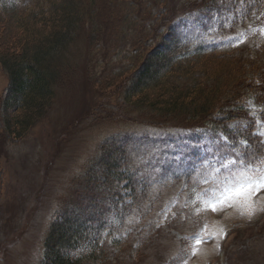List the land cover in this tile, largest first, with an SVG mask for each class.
Returning <instances> with one entry per match:
<instances>
[{
    "label": "rangeland",
    "instance_id": "rangeland-1",
    "mask_svg": "<svg viewBox=\"0 0 264 264\" xmlns=\"http://www.w3.org/2000/svg\"><path fill=\"white\" fill-rule=\"evenodd\" d=\"M133 1L94 0L86 22L95 28L87 26L70 47L62 68L68 74L56 85L46 114L22 137L13 136L14 141L0 131V264H41L53 227L64 229L67 235L70 226L79 228L87 236L81 243L92 238L98 212L90 199L101 196L108 184L87 179L100 171L97 162L105 153L118 159L116 147L120 149L125 138L130 141L131 160H120L119 169L133 170L137 178L147 179L149 188L137 204L153 205L143 221L140 211H134L125 226H137L135 232L143 228L144 233V227L152 226L155 233L139 243L135 260L120 264H168L183 251L187 256L182 263L169 264H264V188L258 192L246 188L250 178L264 176L260 105L252 97L246 99L254 122L245 116L229 121L233 128L251 127L257 135L256 145L261 144L260 152L254 147L244 151L247 141L236 145L210 126L185 128L147 121V113L134 105L139 94L130 95L139 77L134 81L129 75V59L115 48L119 41L125 42L120 40L121 19ZM138 1L143 7L144 2ZM201 3L163 0L158 4L156 16L164 29L162 33L152 31L160 37L146 49L156 51L171 42H162L169 28L161 22L173 20L176 39L182 36L188 49L204 42L221 53L264 57V1L256 2L262 5L260 10L247 15L244 2L231 9L212 12L213 8L204 15L197 6ZM146 8L142 14L148 15L150 7ZM99 27L104 37L91 45L90 37ZM6 30V26L0 28V37L12 33ZM17 34L9 40L14 43ZM158 58L149 61L152 71L160 70L153 65ZM217 63L211 70L224 66ZM8 83L0 65V104ZM123 179L118 176L119 186ZM70 209L77 214L69 222ZM110 232L104 230L112 236ZM136 239L131 238L129 245L136 244ZM79 247H66L63 252L73 254Z\"/></svg>",
    "mask_w": 264,
    "mask_h": 264
},
{
    "label": "trees",
    "instance_id": "trees-1",
    "mask_svg": "<svg viewBox=\"0 0 264 264\" xmlns=\"http://www.w3.org/2000/svg\"><path fill=\"white\" fill-rule=\"evenodd\" d=\"M93 1L0 0V28L6 26V31L12 32L0 37V65L9 79L6 94L0 104V131L5 133L6 139L14 141L22 137L52 105L56 85L68 74V70H62L65 68L64 58L69 54L72 44L79 39L82 30L87 26L94 27L86 22ZM142 1L143 7L139 6L138 0L126 6L127 11L123 12L125 15L119 30L122 32L120 40L125 42L119 41L115 45L119 55L129 59V75L134 81L139 77L130 91L131 96L139 94L134 103L136 108L147 113L145 117L150 123H176L185 128L210 126L224 132L236 145L242 139L247 141V145L242 147L244 151L247 147L248 150L254 147L260 152L258 146L261 144L256 145L257 135L252 128H233L229 126V121L244 116L251 120L250 109L246 104L249 97L260 105V115L264 117V57L252 54L242 58L229 52L221 53L213 44L204 42L188 49L182 36L176 39L177 23L173 20L168 24L166 21L161 22L163 27L167 25L166 28H169V35H165L162 42L167 43V39H171V42L168 41V44L163 45L164 48L156 51L151 50L152 47L146 49L155 38L160 37L155 36L153 30L158 29L162 33L164 29H161L156 16L159 12L157 6L163 0ZM192 1L203 2L197 5L203 15L213 8L212 12L224 7L231 9V5L244 2L243 12L247 15L253 9L260 10L262 5L259 3L264 0ZM145 7H150L149 16L142 14ZM190 12L184 14L189 15L187 13ZM141 20H145V25ZM97 30L90 37L91 45H97L94 42L100 36L104 37L102 29L99 27ZM17 31H20L19 36ZM14 33L18 37H15L17 39L13 43L9 38ZM127 37L129 41L125 40ZM136 40L140 42L138 45ZM140 46L146 50L141 51ZM154 56L159 57L153 63L154 66H160L159 71H152L149 65ZM216 62L224 66H220V70H211ZM173 116L178 117L176 121L170 120ZM119 147H116L118 159L112 153H105L106 156L102 155L101 161L97 162L101 166L99 173L94 172L87 179L108 184L101 196H92L90 199L93 201V209L97 208L95 212H98L93 220L96 225L94 235L88 242L81 243V239H87V236L79 228L70 226L67 235L64 229L53 227L45 242L46 251L41 264L128 263L130 259H136L134 253L139 243H145L155 233L152 226H143L145 233L143 228L135 232L137 226L133 225H129L131 229H126V220L134 211H140V220L143 221L150 213L147 209L152 210L153 205L145 207L137 204L148 190L149 183L145 178H137L133 170L120 171V160H131L132 153L130 141L126 138ZM119 175L124 178V184L120 186L117 184ZM103 205L104 211H101ZM76 214L72 210L68 211V221ZM105 229H110L112 236L104 234ZM131 238H137V243L129 245ZM66 247H79L80 250L73 251V254L63 252ZM186 256L183 251L167 263H182Z\"/></svg>",
    "mask_w": 264,
    "mask_h": 264
},
{
    "label": "snow or ice",
    "instance_id": "snow-or-ice-1",
    "mask_svg": "<svg viewBox=\"0 0 264 264\" xmlns=\"http://www.w3.org/2000/svg\"><path fill=\"white\" fill-rule=\"evenodd\" d=\"M256 161H248L247 164L255 163ZM264 162V161H260ZM246 164V166H247ZM251 183L247 184L246 188L249 192H258L261 188H264V176L259 177L258 179L256 178H250ZM239 194V192L237 193ZM213 210H215V206H213ZM199 243V241H197Z\"/></svg>",
    "mask_w": 264,
    "mask_h": 264
}]
</instances>
